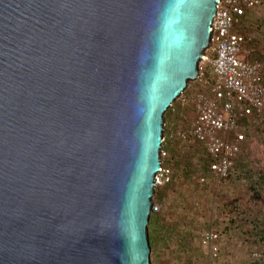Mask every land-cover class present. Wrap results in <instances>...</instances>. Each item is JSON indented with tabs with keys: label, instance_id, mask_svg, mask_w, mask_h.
<instances>
[{
	"label": "water",
	"instance_id": "1",
	"mask_svg": "<svg viewBox=\"0 0 264 264\" xmlns=\"http://www.w3.org/2000/svg\"><path fill=\"white\" fill-rule=\"evenodd\" d=\"M223 0H0V264H153L166 115Z\"/></svg>",
	"mask_w": 264,
	"mask_h": 264
},
{
	"label": "built area",
	"instance_id": "2",
	"mask_svg": "<svg viewBox=\"0 0 264 264\" xmlns=\"http://www.w3.org/2000/svg\"><path fill=\"white\" fill-rule=\"evenodd\" d=\"M264 0H223L214 20L212 46L205 63L213 66L215 83L208 93L196 87L184 98L185 106L192 105L197 119L190 137L204 145L211 160V170L218 181L228 179L243 153L247 134L243 123H252L264 117V62L255 58L254 39L241 35L237 28L242 24L247 9L261 7ZM202 83L201 78L197 81ZM170 154L163 151V160ZM173 181V170L164 166L157 176V187ZM202 184L207 180L202 179ZM161 207L155 205L153 214ZM218 236L207 233L204 246L211 245ZM218 257V251L214 249Z\"/></svg>",
	"mask_w": 264,
	"mask_h": 264
},
{
	"label": "trees",
	"instance_id": "3",
	"mask_svg": "<svg viewBox=\"0 0 264 264\" xmlns=\"http://www.w3.org/2000/svg\"><path fill=\"white\" fill-rule=\"evenodd\" d=\"M258 15H261L260 18L255 19L254 17ZM255 27L256 33L264 27V4L261 7L247 9L242 24L237 28V32L241 35H253L254 56L264 62L261 57L256 55L255 47L258 46L259 43H262V41L260 38L256 37L257 35H255V32L254 34L252 33V29ZM201 72L202 83H191L184 96H189L191 91L196 87H200L203 93H208L210 91V87L215 83L216 79L214 68L209 63H204L201 65ZM183 106H181V100L178 101L166 115L165 151L169 138V122H171L176 115L174 127L178 129L183 126V120L185 116H187L189 109H192L194 113L196 112L192 105ZM262 118H256L252 123H243V130L245 133H248L249 127L254 122ZM193 128L187 133L186 143H197L203 157L199 159L195 166L190 163L188 170L181 168L185 177L188 179L190 177L199 178L201 187H207L212 190L215 188L218 190L219 194L222 193L224 197L229 199L237 197L246 190H251L255 193L260 192V189H262L264 185V176L260 178L259 182H254L251 173H247V170L243 169L244 166L242 165L241 156L236 162L229 178L218 181L212 173V162L206 153L204 145L194 141L189 136ZM177 134L179 137L183 135L181 131ZM179 142H177L176 145H179ZM163 164L173 170V181L157 189L155 203L161 207V212L153 215L150 223V237L153 251H155L156 247V238H159V236L156 237V234L163 233V228L168 225L172 216L171 214L175 213L178 219L175 226L170 229V233L179 240H187L188 238L192 240V245L189 249L190 264H264V214L250 216L244 213L239 219H236L235 213L231 208L227 209L222 206L220 207L216 205L215 202L212 211L209 213L210 215L203 214L201 210L195 207L193 213L188 208V204H186L188 202L186 200L178 201L176 203L177 207H173V211L171 210L172 201L170 197L178 192L175 185V170H178L181 166L177 163L174 155H172V157L170 155L169 158L163 160ZM202 179H206L207 183L202 184ZM174 201L176 202V199H174ZM158 228L161 229V231L158 230ZM152 229L156 231L155 234ZM207 233H213L218 236V240L211 245V248H207L203 243V238ZM214 249L218 251V257L214 255Z\"/></svg>",
	"mask_w": 264,
	"mask_h": 264
},
{
	"label": "rangeland",
	"instance_id": "4",
	"mask_svg": "<svg viewBox=\"0 0 264 264\" xmlns=\"http://www.w3.org/2000/svg\"><path fill=\"white\" fill-rule=\"evenodd\" d=\"M256 30V27L252 29ZM262 44V43H261ZM258 45V44H257ZM264 49V44H262ZM261 53V54H260ZM263 53V55H262ZM256 55L264 60V51H258L256 46ZM203 62L202 64H204ZM187 96H183L181 100V106H183V100ZM179 100V101H180ZM184 107V106H183ZM197 119L196 112L192 109L188 110L187 116L183 120V126L176 129V135L174 137L173 145L178 148L175 154L176 161L181 166L178 170H175L176 190L177 194L170 197L173 207H177L178 201L186 200L188 208L194 213L195 208H198L203 214H208L212 211L213 204L222 206L224 208H231L235 213V218L239 219L242 214L246 213L250 216H259L264 214V185L260 189L259 193H255L251 190H246L240 193L237 197L227 198L218 193V190H214L206 187H201L199 184V178L185 177L183 170H188L190 163L195 166L199 159L203 157L200 153L197 143H186L184 135H186L195 125ZM182 132V137L178 136V132ZM247 134V142L241 155L243 169L247 170V173H251L254 182H259L260 178L264 176V117L254 122L250 127ZM181 138V139H180ZM180 141V142H179ZM179 142V145H176ZM185 150V151H183ZM216 185V183H215ZM176 199V202L174 201ZM174 203V204H173ZM195 207V208H194ZM192 213V214H193ZM168 225L163 228V233L156 234V247L155 251L152 250V263L153 264H190L189 249L192 245V240H179L170 233V229L175 226L177 221V215L171 214ZM160 227V226H159ZM153 233L156 231L154 229ZM161 231V229L158 228ZM163 237V239H162Z\"/></svg>",
	"mask_w": 264,
	"mask_h": 264
},
{
	"label": "crops",
	"instance_id": "5",
	"mask_svg": "<svg viewBox=\"0 0 264 264\" xmlns=\"http://www.w3.org/2000/svg\"><path fill=\"white\" fill-rule=\"evenodd\" d=\"M260 16L261 15H258V16L254 17V18L255 19H259ZM253 22H254V20H253ZM253 31L255 32V35H257L256 37L260 38L261 41H262V44H264V36H263L264 27H262L261 30L259 32H257V33H256V30H253ZM262 44L259 43V45L257 46V49H258L259 52L260 51H264V49L262 47ZM262 55H263V53H262ZM175 118H176V115L173 117V120L171 122H169V125H170L169 126V134H168L169 135V138H168L167 148H166V151L171 155V157H172V155L175 156L176 152L178 151V148L175 145H173L174 137L176 135V130H175V127H174ZM187 136H188V134L184 135L185 138H183V139L186 140V137ZM183 151H185V150H183ZM208 190H210V188H208Z\"/></svg>",
	"mask_w": 264,
	"mask_h": 264
}]
</instances>
